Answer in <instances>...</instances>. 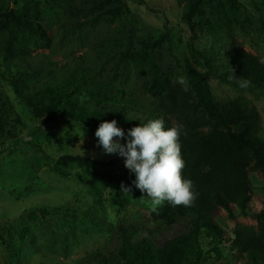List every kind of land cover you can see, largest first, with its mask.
<instances>
[{
    "label": "trees",
    "instance_id": "obj_1",
    "mask_svg": "<svg viewBox=\"0 0 264 264\" xmlns=\"http://www.w3.org/2000/svg\"><path fill=\"white\" fill-rule=\"evenodd\" d=\"M127 1L82 0L80 5L70 6L68 14L73 17L93 16L88 21L76 23L75 28L98 25L102 21L112 24L118 18L130 20ZM130 1L147 4L144 0ZM186 1L183 18L194 38H199V32L214 30L217 39L210 51H196L193 57L197 55L208 72L224 84L264 97V64L260 63L263 58L244 48L251 38L246 27L250 20L245 17L239 0ZM40 12L39 4L32 9L18 11L5 8L0 0V47L5 53V73L15 95L28 108L32 118L47 124L70 120L91 131L97 130L100 123L112 120L117 121L118 127H135L139 125L140 121L136 119L141 115L145 120L163 119L166 128L176 126L174 120L187 133L180 137L181 155L186 162L182 178L191 179L194 191L199 193L191 206L171 207L164 202L154 212L167 223L188 218L185 233L159 246L150 235L145 236L150 228L135 223L119 225L121 244L116 254L108 257L96 254L91 257L90 264H204L206 255L211 253L223 257V248L229 254L245 257L254 264H264V210L252 212L250 209L254 197L250 173L259 171L264 176V129L255 105L244 96H216L204 74L190 60L185 66L188 89L164 74L149 51L161 47L166 35L154 43L144 39L135 45V42H130V47L120 52L119 62L124 64V74L119 75L116 70L114 75L99 80L90 97L82 101L79 78L87 71L97 72L89 60L80 57L82 64L77 63L78 67H65L63 70L58 67V72L36 68L33 53L52 46L51 34ZM108 56L106 51L99 53L95 64ZM132 68L148 77L145 92L151 100V112L135 110L124 89L119 91L120 100L112 96L115 80L121 78L125 85ZM116 69L120 70V67ZM241 79L250 81V85L240 87ZM0 102V132L14 136L7 127L17 129L22 122L6 95L0 96ZM39 130V127L35 129ZM55 164L61 175L68 176L62 168L73 164L92 177H102L119 187L121 183L132 186L130 178L118 173L115 159L100 161L81 155H63ZM132 193L141 195L134 186ZM235 208L239 214L255 219L257 226L237 223L231 240L215 221V216L224 210L231 219H235ZM30 218L35 219V213ZM204 238L209 240L211 249L208 251L203 249L201 239ZM21 244L19 239L10 245L16 257Z\"/></svg>",
    "mask_w": 264,
    "mask_h": 264
},
{
    "label": "rangeland",
    "instance_id": "obj_2",
    "mask_svg": "<svg viewBox=\"0 0 264 264\" xmlns=\"http://www.w3.org/2000/svg\"><path fill=\"white\" fill-rule=\"evenodd\" d=\"M144 1L146 5L127 1L131 11L130 20L123 17L112 24L102 21L98 25L80 28L74 25L93 16L73 17L68 14V9L80 5L82 0H58L55 3L48 0H1V3L7 9L18 11L40 5V13L45 17L52 37V46L33 53L37 69L58 72V67L62 70L65 67H78L80 57L96 67L97 72L87 71L79 78L82 101L90 97L99 80L114 75L116 70L119 75L124 74V64L119 62L120 52L130 47V42H135V45L144 39L154 43L166 35L161 47L149 51L164 74L176 82L179 77H184L186 82L183 86L188 89L185 66L187 60L192 61L195 68L204 74L216 96H244L250 100L261 114L264 129V97L224 84L208 72L197 55L193 57L196 51H210L217 39L214 30L199 32V38H194L183 18L187 1ZM239 2L245 17L250 20L246 22V27L251 32V38L244 48L264 59V0ZM104 51L109 56L96 65L95 58ZM4 57L5 53L0 47V96L4 94L8 97L22 124H18L17 129L7 127V131H13L14 136L0 132V264H90L91 257L96 254L106 257L116 254L121 244L118 226L123 224L135 223L150 228L151 232L148 231L145 236L150 235L159 246L186 232L188 218H179L176 223L165 222L151 211L149 203L139 199L142 194L124 196L116 183L102 177H92L73 164L62 168L68 176L58 173L55 163L61 156L81 155L100 161L115 159L118 173L135 179L134 174L124 167L123 158L106 155L102 147L96 146V130L91 131L83 124L70 120H58L52 124L35 121L10 85L3 64ZM118 67L120 70L116 69ZM128 75L130 79L125 85L121 78L115 80L112 96L120 100L119 91L124 89L126 98L132 100L131 105L135 110L151 112V100L145 92L148 77L136 73L133 68ZM138 119H144V116ZM37 127L40 132L35 131ZM119 127L125 134L132 128ZM98 171L103 172L101 168ZM250 179L254 188L250 209L260 212L264 210V176L259 171H252ZM234 211L235 219H231L224 210L215 216V221L231 240L237 223L257 226V221L252 217L239 214L237 208ZM32 213L36 215L33 220L30 218ZM19 239L23 244L16 257L10 245L13 246ZM201 240L204 251L210 250L209 240ZM223 250V257L220 258L213 253L206 255L204 264H254L245 257Z\"/></svg>",
    "mask_w": 264,
    "mask_h": 264
},
{
    "label": "clouds",
    "instance_id": "obj_3",
    "mask_svg": "<svg viewBox=\"0 0 264 264\" xmlns=\"http://www.w3.org/2000/svg\"><path fill=\"white\" fill-rule=\"evenodd\" d=\"M260 63L264 64V59ZM177 82L183 85L186 80L179 77ZM239 83L242 88L250 85V81L244 79ZM136 120L140 121L139 125L126 134L116 120L100 123L95 131L96 146L102 147L106 155L123 158L124 167L135 176L132 186L121 183V194L131 195L134 186L142 194L139 199L149 203L153 212L164 202L171 207L191 206L199 193L194 191V182L181 175L186 166L180 143L181 135L187 134L183 126L166 128L163 119Z\"/></svg>",
    "mask_w": 264,
    "mask_h": 264
}]
</instances>
